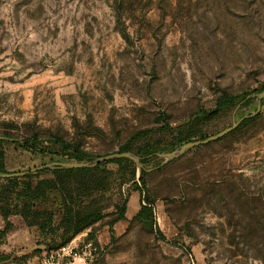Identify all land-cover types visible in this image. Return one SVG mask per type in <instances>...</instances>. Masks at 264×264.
<instances>
[{
	"label": "rangeland",
	"instance_id": "1",
	"mask_svg": "<svg viewBox=\"0 0 264 264\" xmlns=\"http://www.w3.org/2000/svg\"><path fill=\"white\" fill-rule=\"evenodd\" d=\"M263 87L264 0H0V164L33 183L73 169L47 154L54 137L97 156L82 163L107 158L66 192L106 215L91 264H264ZM225 94L234 104L217 111ZM143 172L157 228L134 221L112 238ZM35 207L49 226L29 227L38 251L55 249L63 195Z\"/></svg>",
	"mask_w": 264,
	"mask_h": 264
},
{
	"label": "trees",
	"instance_id": "2",
	"mask_svg": "<svg viewBox=\"0 0 264 264\" xmlns=\"http://www.w3.org/2000/svg\"><path fill=\"white\" fill-rule=\"evenodd\" d=\"M123 35L125 31H122ZM127 38L128 34L125 33ZM264 89V87H263ZM262 89V90H263ZM235 99L229 95H223L217 103V111H222L231 107L234 104ZM48 144L51 145L47 154L53 157L61 158L64 161H76V162H88L97 158V156L92 155L85 151L76 141H69L62 137H54L48 139ZM23 145L27 148H32L31 143H38L36 139H24L22 141ZM125 147L121 148V151H127ZM40 153L45 154V151H40ZM118 166L128 165L130 161L127 159H120L115 162ZM108 163L98 164L94 168H73V169H62L57 168L52 172V178L40 179L33 183L32 181L21 182L18 177L5 178L3 181L4 185L0 186V211L5 218H8L11 214L20 215L26 222V224L31 227L33 225L38 227L41 234L46 235L48 229L47 222L39 221V218L43 215L48 214L47 212H41L36 209L35 202L46 196L47 191L57 190L63 195V203L65 207V215L61 221V225L64 228V240L62 243L55 247V249L66 245L74 237L81 234L82 232L89 230L88 239L93 240L95 245H97L94 237L93 227L102 219L106 217L101 209H95L93 207L94 201L88 203L87 205H82L76 209L70 207L67 200V188L72 184L73 179L78 176L94 177V175L100 171L101 168L107 166ZM0 172H7L5 170V165L2 162L0 164ZM32 174L24 177L28 179ZM137 191L141 193V207L137 214L133 217L131 222L138 221L144 225L155 226L157 228L156 218H155V207L154 201L148 193L147 184L144 177V172L140 177V185L137 186ZM21 203L12 206L14 197ZM127 202L124 207H117L114 212H112L113 221L109 226V230L112 238H114L113 226L120 220L126 218ZM31 220V221H30ZM51 217L47 218V221L51 222ZM130 222V224H131ZM159 230V229H158ZM6 233L4 230L0 233V238H2ZM53 249V248H52ZM51 249V250H52ZM54 250V249H53Z\"/></svg>",
	"mask_w": 264,
	"mask_h": 264
},
{
	"label": "crops",
	"instance_id": "3",
	"mask_svg": "<svg viewBox=\"0 0 264 264\" xmlns=\"http://www.w3.org/2000/svg\"><path fill=\"white\" fill-rule=\"evenodd\" d=\"M137 198V199H136ZM138 200V207L136 206ZM133 206V212L130 210ZM141 207V193L134 192L127 201L126 218L120 220L113 226L115 235L122 234L130 225L131 220ZM6 230L5 235L0 238V264H20L21 258L26 260V264H41V256L45 252L39 253V246L25 220L18 214H11L5 218L0 211V233Z\"/></svg>",
	"mask_w": 264,
	"mask_h": 264
},
{
	"label": "built area",
	"instance_id": "4",
	"mask_svg": "<svg viewBox=\"0 0 264 264\" xmlns=\"http://www.w3.org/2000/svg\"><path fill=\"white\" fill-rule=\"evenodd\" d=\"M90 229L85 234L88 236ZM98 246L93 240L87 239L80 249L73 245V240L57 249L46 251L41 264H91L97 256Z\"/></svg>",
	"mask_w": 264,
	"mask_h": 264
},
{
	"label": "water",
	"instance_id": "5",
	"mask_svg": "<svg viewBox=\"0 0 264 264\" xmlns=\"http://www.w3.org/2000/svg\"><path fill=\"white\" fill-rule=\"evenodd\" d=\"M264 93V92H263ZM231 129L225 131L224 133H222L220 136H222L223 134L229 132ZM218 137H209L203 141H195V142H192L186 146H184V149H187L189 147H194V146H197V145H200L202 143H208L210 142L211 140H214ZM107 158H101L99 159L97 162L95 163H81V162H78V163H71V164H68L66 165V167L68 168H92V167H95L97 166L98 164H100L101 162L105 161ZM27 172L29 171H25V172H19V173H5V174H0V178H14V177H18V176H23L25 174H27Z\"/></svg>",
	"mask_w": 264,
	"mask_h": 264
}]
</instances>
